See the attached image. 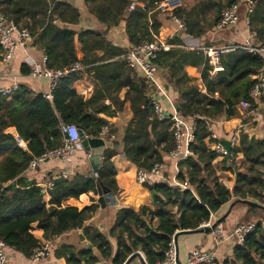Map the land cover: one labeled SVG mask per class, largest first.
<instances>
[{"label":"trees","instance_id":"trees-1","mask_svg":"<svg viewBox=\"0 0 264 264\" xmlns=\"http://www.w3.org/2000/svg\"><path fill=\"white\" fill-rule=\"evenodd\" d=\"M83 1L88 11L105 27L103 32L59 26L57 22L79 23L80 12L68 0H0V11L29 29L34 45L47 58L48 67L62 69L77 60L83 66V70L61 78L51 91L50 99L24 83L9 99L0 97V240L30 258L33 250L47 240L80 230L94 248L61 244L54 255L57 259L63 257L65 263L54 264H96L100 259L103 264H124L129 257L134 259L137 251L143 253L147 264H155L164 259L177 231L199 229L200 224L209 220L211 214L222 206L236 202L233 207L259 208L237 200L263 205V115L254 119L249 116L245 120L247 125L240 131L239 145L231 148L233 169L226 166L225 157L209 148L205 138L213 120L222 116L227 119L239 116L237 104L240 100L248 99L252 107L258 102L264 103V100L257 101L248 95L255 84L252 76L264 70V54L242 49L223 54L220 58L223 69L211 74L200 50L174 47L159 53L155 63L163 88L175 90L176 97L170 96L178 112L188 120L194 119L197 125L190 145L193 155L178 164L177 175L179 180L187 181L192 191L160 182L148 185L146 187L153 192V209L145 206L137 210L130 206L114 208L112 222L101 231L86 224L96 213L97 204L78 209L62 206V203L87 192L96 195L98 185L116 193L118 169L112 158L119 153L118 150H105L96 177L78 171L69 178L54 179L48 189V200L41 186L27 178L28 163L33 156L61 143L62 124L73 123L86 137L98 138L100 128L107 124V120L97 114H114L118 102L112 93L123 87L126 92L121 105L130 104L132 118L122 136L112 141L119 143L120 153L138 168L149 169L156 162L166 161L174 146L173 132L167 121L155 117L149 104L154 86L144 77L133 80L130 74L133 70L124 60L129 48L144 39H154L158 33L161 27L159 4L164 0H134L143 4L145 9L136 6L133 10H128L132 0ZM234 2L236 0H201L189 6L182 0L171 14L184 22L186 28L182 36H174L169 42L182 45V37L189 35L203 41L201 43L205 46L213 45L207 34L211 29L215 30L222 10ZM169 4L172 6L173 1ZM122 21H125L128 48L114 45L105 38L107 30ZM248 28L256 32L258 40H264V0H259L249 15ZM76 36L81 45L80 59L75 48ZM187 66L198 69L200 83L187 74ZM29 71L26 64L21 65L22 75H28ZM84 73H92L94 86L88 100L79 96L74 88V83L82 79ZM161 77L166 82L163 83ZM105 96L114 101L115 110L104 104L102 98ZM9 126H13L19 138L27 142V149L19 145L14 135L5 131ZM110 131L114 133L113 129ZM229 172L234 177L231 189L223 184L228 180ZM85 200L86 197L81 196V201ZM223 220L224 217L219 218L220 222ZM111 240H114L115 250ZM94 249L99 256L94 254ZM222 264H264V222H255L243 244H234L230 256Z\"/></svg>","mask_w":264,"mask_h":264},{"label":"built area","instance_id":"built-area-1","mask_svg":"<svg viewBox=\"0 0 264 264\" xmlns=\"http://www.w3.org/2000/svg\"><path fill=\"white\" fill-rule=\"evenodd\" d=\"M259 0H236L230 6L222 10L220 18L215 25L216 31H222L237 27L240 21V7L245 8V25H249V15L257 5ZM136 6L145 9L143 4L132 1L128 10H133ZM172 20L176 25V30L169 36H164L159 29L158 33L154 35L152 40H142L137 46H133L127 50L124 55V60L131 70L140 71L143 77L154 86V91L150 94L149 104L153 107L154 115L159 121H167L169 123V130L173 132L174 146L168 154L170 161L171 173L166 176L168 172V165L165 162H156L149 169L138 168L133 176L134 181L143 186L152 185L154 183H167L168 185L178 188L179 190L192 188L187 181H181L177 178L179 173L180 162L185 161L193 155L190 148L194 140V132L196 130V121L193 119L188 120L185 116L176 111L174 101L168 92L163 88L158 77V67L155 63L159 53L168 51L174 47H185L190 50H200L210 67V73L215 74L221 71L222 65L220 58L223 54L235 52L242 49L249 53H262L264 54V40H258L255 31L248 30L246 36L239 43L237 42H224L216 45L205 46L199 39H194L189 35L183 36L184 43L182 45L171 44L169 40L173 39L179 30L183 33L185 24L179 18L172 16ZM181 33V34H182ZM33 42V37L27 27L15 23L13 20L7 18L0 11V67L7 65L13 58L18 50H24ZM47 58L42 56L41 60L29 58L28 66L30 71L29 77L36 80L48 81V92L45 94L46 98H51V91L57 85L58 81L66 77L68 74L76 71L83 70L80 61H75L69 66L62 69L50 68L46 64ZM255 84L249 90V97L257 101L264 100V70L252 76ZM19 89V84L13 81L8 87H0V97H10ZM161 96L167 103V107L163 106L158 100ZM237 110L245 113L248 117L253 119L258 117L262 112L260 106L257 104L252 107L248 99H242L237 104ZM247 125L239 124L235 126L229 133L227 140L229 141L230 151L222 144L215 132H209L205 138L209 142V148L213 149L218 155L227 159L226 166L233 169L234 157L231 153V148L239 145L240 131ZM98 138L108 140L114 139V135L110 131L109 124H105L100 128ZM19 145H23L22 140L17 138ZM80 143V135L78 127L73 123L61 125V143L51 149L44 150L40 155L33 156L28 163L27 171H34L38 167L49 161H60L70 164L76 155L77 145ZM24 146V145H23ZM231 173V172H230ZM75 173L71 171H61L53 175L47 183L48 189L52 186L54 179L63 177L69 178ZM232 174V173H231ZM233 175V174H232ZM96 177V172L93 173ZM223 184L228 189L232 188V182L223 181ZM42 187V185H41ZM43 188V187H42ZM108 206H115L117 203V192L112 193L111 196L105 195ZM264 206V203H263ZM213 214V213H212ZM211 214V216H212ZM200 228H210L212 240L214 244L213 249H202L198 246L193 247L183 264H214L217 261L216 247H219L224 242L234 241L235 244H243L245 237L254 229L255 223L242 222L234 226L233 230L226 232L222 223L217 220L211 222L210 219L200 224ZM7 245L0 240V264H7ZM139 252L140 256L144 259L143 253ZM51 242L47 240L42 246L33 250L30 257L31 261L38 262L50 256ZM145 260V259H144ZM146 263V261H145ZM147 264V263H146ZM155 264H178L176 245L172 237L168 245V249L164 253V259L155 262Z\"/></svg>","mask_w":264,"mask_h":264},{"label":"crops","instance_id":"crops-1","mask_svg":"<svg viewBox=\"0 0 264 264\" xmlns=\"http://www.w3.org/2000/svg\"><path fill=\"white\" fill-rule=\"evenodd\" d=\"M68 1L78 8L80 15H81L79 23L76 25H71V24H64L61 22H57L59 26H66L68 28H72L77 31L80 29H93L99 32L104 31L105 27L101 23H99L96 20V18L88 10H86L88 7H87V4H85L83 0H73V1L68 0ZM170 1H173L172 6H170L169 4ZM181 4H182V0H164L160 2L159 8L161 9V13L159 14L158 18L161 22L160 29H161V32L164 34V36H169L170 34L175 32L176 25L172 20L171 10L175 7L180 6ZM239 14H240V21L237 27L222 31V32L227 31V35L225 37L226 42L242 41L249 30L248 26H246L244 22L245 8L243 6L240 7ZM105 38L111 43H113L114 45L128 48L130 44L128 43V40L126 38L125 21L120 22V24L117 25L116 27L109 28L105 34ZM202 40H204V38H202ZM75 48L77 52V58L78 59L82 58L81 45L77 41V36L75 37ZM43 55L44 54L42 50L37 48L34 45V41L32 42L30 46L26 47L24 50L16 51L12 60L7 65L0 67V87H8L13 81H16L18 82L19 86L20 84L24 83L28 85L33 91L42 92L46 94L48 92V81L47 80L32 79L31 77H29V75L24 76L20 72L22 64H26L28 66L27 63L29 61V58L35 59V60H41ZM186 72L194 81H196L197 83L201 82L200 73L196 67L187 66ZM130 74L132 76V79L136 81L138 80V78L143 77L142 73L137 70L130 71ZM91 79H92V73H84L83 78L80 80H77L74 83V88H75L76 93L79 96H82L84 100L90 99L93 94L94 86H93ZM161 79L163 83L166 82L163 79V77H161ZM125 92H126V87H123L119 91H115L112 93V96L115 98V101L118 102L117 109L116 111H114V114L112 116H107L103 112H100L97 114V116L101 118H105L107 120V123L110 126V130H112V127H113V130L115 129L114 133H112L114 135V139L115 137L122 136L125 126L128 124V122L132 118V111L130 109V104L126 102L123 105H121V100H123ZM167 92L169 95L173 96L174 98L176 97V92L172 87H169L167 89ZM10 97H8V99ZM102 100L105 105L110 106V110H115L116 105L114 104V101L109 99V97L105 96L104 98H102ZM158 100L163 106L167 107L166 101L161 96H158ZM258 105L260 106V109L262 111L260 115L262 114L264 117L263 102H258ZM120 106H121V109H119ZM90 111L91 109L89 108L88 112ZM238 112H239L238 117L227 119L226 117L222 116V117L217 118L216 120H213L209 124L210 130L216 133L218 140H220L221 142L223 140H227L230 131L235 126L246 123L245 120H247L248 116L245 113H242L240 111ZM5 131L14 135L16 139L19 137L13 126L7 127ZM205 142L206 144H208V146L211 143L206 139H205ZM22 143L24 146L21 145V147L23 149H27V142L22 140ZM120 150H121V147L118 148L119 153L116 154L112 158V161L115 163L118 169L117 174L115 176L117 187H118L117 203L113 207L108 206V205L106 208L98 207L96 213L90 219L86 221L87 225H92L94 228H97L101 231L105 230V228H107L109 224L112 222V215L114 214L112 210H114V208H118L121 206H130V207H133L135 210H137L140 206H145L150 209H153L154 207L153 201L150 197L149 189L146 186L139 185L134 181L133 176L136 170L138 169V167H136L134 164L129 163L126 160V158H123L120 153ZM83 153L86 155L85 161L87 162V165L84 162V159L82 156ZM164 162L169 166L167 173H171V166L169 165L170 161L168 157L166 161ZM84 165L85 167H83ZM81 168H85L84 170L87 172V174H89L90 166L88 164V153L85 152L84 150L77 149L75 159L72 161V163L66 164L60 161H49L43 164L42 166L38 167L36 170L27 172L26 176L28 179L35 180L39 186L42 185L43 187V188L41 187L42 193L44 194L45 199L48 200L49 195H48L47 183L49 182L50 178L53 175L60 173L63 170L64 171L68 170L73 173H76L78 171L82 172L80 170ZM233 179H234L233 175L229 172L227 181L231 183ZM81 196L86 197V200L84 202L81 201ZM93 203L97 204V197L95 196L93 192H87V193L81 194L78 198H69L68 200L62 203V206L69 205V206H74V207H77L78 209H81ZM229 208H230L229 204L224 205L220 208V210H218L217 212H214L212 216H210L211 222L217 221L219 220V218L224 217V220L221 223L226 232L232 231L234 226L238 223H242L246 221L255 223L258 221V219L252 220V219H248L245 217L248 212V208L244 205H238L236 207H233L228 213ZM259 219L264 221V218L263 219L259 218ZM152 224L154 225V222H152ZM79 233H81L80 230H72L67 233H64L63 235H60L58 237L51 239L50 240L51 242L50 256L38 262H33L31 261L30 258H25L20 252L7 247V250H6L7 255H8L7 264L65 263V260L63 257L60 259H57L55 257L54 251L61 244H70V245L75 246L76 248H78L79 246L82 247V243L79 238ZM85 241L89 242L86 239ZM111 243L115 250L114 240H111ZM234 244H235L234 241H229V242L222 243L219 247H216L217 261L215 264H222V261L227 256H230L231 249ZM177 245H178V252H179V260L182 264L184 263L190 250L193 247L198 246L202 249H213L214 248L212 235L210 231L193 232L189 234L179 235L177 238ZM94 254L99 256V253L96 249H94ZM82 264H85V263H82ZM96 264H99V262ZM131 264H141L139 257H135L132 260Z\"/></svg>","mask_w":264,"mask_h":264},{"label":"water","instance_id":"water-1","mask_svg":"<svg viewBox=\"0 0 264 264\" xmlns=\"http://www.w3.org/2000/svg\"><path fill=\"white\" fill-rule=\"evenodd\" d=\"M181 30H179L176 34V37H179L181 35ZM176 107V111H178L177 105L175 104ZM79 135H80V143L77 145V149L79 150H84L85 152L88 153V164L90 166V172H89V176L93 177V173L97 172L100 169L101 166V161H102V156L105 152V150L107 149H111V150H118L119 148V143H116L112 140H105L102 138H91V137H86L85 134L82 132L81 129H79ZM222 144L227 148L228 151H230V146H229V141L228 140H223ZM122 157L125 158V154L121 153ZM105 195H112V192H110V190H108L107 188L98 185L97 186V204L99 205L100 208H106L107 206V200L105 198ZM153 196V192H150V197L152 198ZM237 202L243 203V204H252L253 206L259 207V208H263V205H260L258 203H251L248 201H244V200H237ZM236 202H234L233 204L230 205L229 211L232 209L233 205ZM210 231V228H199L196 230H181V231H177L176 234L174 235V242L176 245V254H177V261L178 264H182L179 260V252H178V245H177V238L179 235L182 234H189V233H193V232H207ZM79 238L81 240L82 243V248H86V249H92L93 246L90 242H86L85 239L83 238L82 234L79 233ZM136 257H139V260L141 262V264H146L145 260L140 256L139 252H136ZM133 260V256L129 257L124 264H131Z\"/></svg>","mask_w":264,"mask_h":264},{"label":"rangeland","instance_id":"rangeland-1","mask_svg":"<svg viewBox=\"0 0 264 264\" xmlns=\"http://www.w3.org/2000/svg\"><path fill=\"white\" fill-rule=\"evenodd\" d=\"M184 1H185L186 4H188L190 6V5H193V4H195V3H197V2H199L201 0H184ZM86 10H88V8ZM226 35H227V31L218 32L216 30L211 29L208 32V34H207V38L210 40L209 42H212L214 45H216V44H219V43L226 42V39H225ZM201 42H203V41H201ZM112 129H113V127H112ZM82 156H83L85 164L87 165V162L85 161L86 160V155L83 153ZM74 159H75V157L73 158V160ZM83 167H85V165ZM84 169L85 168H81L80 170L82 172H84L85 171ZM167 174H169V173H166V175ZM95 196L97 197V194ZM245 217L248 218V219H252V220H254V219L257 220L258 219V221H259L260 220L259 218H262V219L264 218V209L263 208H255L253 210H248V212H247ZM260 221L264 222L263 220H260ZM246 222H248V221H246ZM99 264H103V260L102 259H100Z\"/></svg>","mask_w":264,"mask_h":264}]
</instances>
